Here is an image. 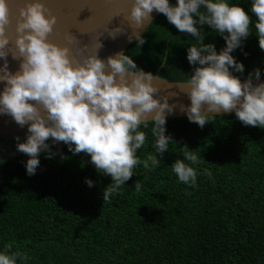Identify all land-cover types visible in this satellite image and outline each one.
<instances>
[{
    "label": "trees",
    "instance_id": "obj_1",
    "mask_svg": "<svg viewBox=\"0 0 264 264\" xmlns=\"http://www.w3.org/2000/svg\"><path fill=\"white\" fill-rule=\"evenodd\" d=\"M227 2L252 19L251 33L231 53L244 72L230 71L247 79L258 68L264 78L252 0ZM200 31L203 43L214 44L218 53L226 46L210 26ZM141 35L142 45L133 40L124 50L138 69L170 81L190 79L199 66L187 60L188 47L198 45L194 37L161 13ZM208 119L201 128L187 117L166 118L172 141L163 155L154 148V121L142 123L140 163L105 202L111 176L99 173L89 154L73 155L64 142L40 152L32 176L26 154L0 158V253H20L17 264H264V128L245 126L235 113ZM17 143L12 141V150ZM185 145L200 161H185L197 171L195 186L180 182L171 167L183 159ZM152 155L161 161L156 167L149 161L145 169Z\"/></svg>",
    "mask_w": 264,
    "mask_h": 264
},
{
    "label": "clouds",
    "instance_id": "obj_2",
    "mask_svg": "<svg viewBox=\"0 0 264 264\" xmlns=\"http://www.w3.org/2000/svg\"><path fill=\"white\" fill-rule=\"evenodd\" d=\"M154 10L179 32L198 41V45L188 47L187 60L190 65L199 66L185 83L188 87L180 89L191 102L190 106H179L189 122L203 128L211 122L209 116L234 111L245 126L264 128V82L253 84V76L260 79V69H254L243 82L230 71L244 72L243 63L231 53L251 33L248 12L227 0H177L175 5L169 0H134L129 19L140 26L144 20H151ZM46 11L40 0H31L20 9L15 40L19 56L13 55V59H20L21 63L20 70L13 74L8 71L6 60L10 9L7 0H0V58H5L0 70V81L5 82L0 92V114L11 115L20 127L28 125L29 134L25 142L17 143V150L30 157L26 162L29 176L35 174L40 163L38 156L48 148L49 138L64 142L73 155L89 154L96 170L111 176V184L103 191L105 202L132 178L133 168L140 163L136 153L146 136L137 129L142 123L147 127L150 114L154 113L150 120L154 121L155 151L161 155L168 151L172 137L165 134V110L172 114L176 105H169L168 97L154 98L158 89L152 81L158 76L138 69L129 55L117 52L106 61L100 59L98 51L103 45L99 40L91 54L74 65L68 47L48 41L56 17L46 16ZM250 11L257 20L254 27L259 48L264 51V0H252ZM204 25L225 40L226 46L219 53L214 44L203 43L200 28ZM134 38L140 45L145 42L138 32H134ZM65 39L71 43L75 37L66 34ZM128 39L131 41L133 36ZM149 161L156 167L161 160L157 155L149 156L143 162L145 169L149 168ZM185 161L193 165L200 162L196 152L186 145L183 159H176L171 167L180 182L195 186L197 171ZM205 175L212 174L205 170ZM86 183L93 186L91 180ZM140 188L136 181L134 190ZM10 248L11 244L6 246ZM20 255L0 253V264H17ZM23 258L27 259L26 255Z\"/></svg>",
    "mask_w": 264,
    "mask_h": 264
},
{
    "label": "water",
    "instance_id": "obj_3",
    "mask_svg": "<svg viewBox=\"0 0 264 264\" xmlns=\"http://www.w3.org/2000/svg\"><path fill=\"white\" fill-rule=\"evenodd\" d=\"M29 2L31 0H7L11 23L6 28V35L10 41L6 60L8 71L13 74L20 70L21 63L20 59H13V55L19 56L15 46L17 22L21 19L20 9L26 7ZM40 2L47 9L46 16L56 17V24L47 38L48 41L60 47H68L70 50L69 57L74 65L91 54L93 45L97 40L103 45L98 51V56L102 60L106 61L109 56H114L117 52H124L129 44L135 40L134 32L141 35L152 19L159 14L154 10L151 13L150 21L146 19L142 25L137 26L135 22L129 19L134 0H40ZM66 34H71L75 39L70 43L65 39ZM110 35L117 36L113 38ZM129 36H133L131 41L128 39ZM83 49L87 50L82 52ZM4 63L5 58H0V70L3 69ZM0 75H3V71H0ZM240 80L243 82L246 79ZM261 82H264V78L260 77L259 80H256L253 77L254 85ZM185 83L187 81H170L161 77L152 81L153 86L158 89V92L153 94L154 98L168 97L169 105H176L172 114H168L165 110L166 118L187 117L184 112L180 111L179 107L181 104L190 106L191 103L188 96L180 91L181 88L188 87ZM4 86L5 82L0 81V92L3 91ZM160 102L163 103V100ZM41 111L43 112V109ZM219 114H223V112ZM152 115L154 113L148 116V121H152L150 120ZM21 133H28V125L20 127L11 115L0 114V138L7 139ZM59 143L51 140L46 144L50 146ZM7 154L15 156L22 153L16 149Z\"/></svg>",
    "mask_w": 264,
    "mask_h": 264
},
{
    "label": "flooded vegetation",
    "instance_id": "obj_4",
    "mask_svg": "<svg viewBox=\"0 0 264 264\" xmlns=\"http://www.w3.org/2000/svg\"><path fill=\"white\" fill-rule=\"evenodd\" d=\"M171 2V0H169ZM28 133H21L20 135L11 137V138H0V153L7 154L8 152L12 151V141H17L16 137H19L20 143L25 142L27 138ZM53 140L52 138H49L47 141Z\"/></svg>",
    "mask_w": 264,
    "mask_h": 264
},
{
    "label": "rangeland",
    "instance_id": "obj_5",
    "mask_svg": "<svg viewBox=\"0 0 264 264\" xmlns=\"http://www.w3.org/2000/svg\"><path fill=\"white\" fill-rule=\"evenodd\" d=\"M176 2H177V0H171L170 4L175 5ZM47 142H48V141H46V143H47ZM7 156H10V155H8V154H4V153H0V158H6Z\"/></svg>",
    "mask_w": 264,
    "mask_h": 264
},
{
    "label": "built area",
    "instance_id": "obj_6",
    "mask_svg": "<svg viewBox=\"0 0 264 264\" xmlns=\"http://www.w3.org/2000/svg\"><path fill=\"white\" fill-rule=\"evenodd\" d=\"M40 166V165H39Z\"/></svg>",
    "mask_w": 264,
    "mask_h": 264
}]
</instances>
